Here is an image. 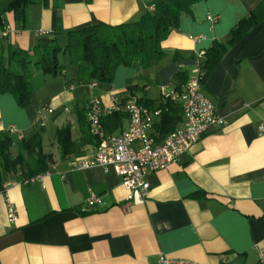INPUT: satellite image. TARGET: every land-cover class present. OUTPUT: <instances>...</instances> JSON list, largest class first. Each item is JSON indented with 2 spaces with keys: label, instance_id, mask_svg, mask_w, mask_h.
I'll return each instance as SVG.
<instances>
[{
  "label": "crops",
  "instance_id": "obj_1",
  "mask_svg": "<svg viewBox=\"0 0 264 264\" xmlns=\"http://www.w3.org/2000/svg\"><path fill=\"white\" fill-rule=\"evenodd\" d=\"M165 1L0 0V28L11 30L0 40V63L40 38H56L63 46L69 30L137 22ZM261 1L196 0L160 43V61L148 68L137 59L120 66L110 84L76 80V66L66 68L61 59L67 56L60 54L61 74H33L27 107L0 93V132L13 126L11 136L18 140L42 129L43 152L51 155L41 180L20 182L18 174L1 173L2 184L10 185L0 192V264H157L161 254L198 264H258L264 251V132L258 128L264 121V19L227 48L202 83L224 124L212 127L177 163L150 172L142 203L128 200L112 169H71L70 161L95 149L84 115L88 98L109 108L111 93H134L158 106L178 84L177 72L195 77L204 53L215 41L225 43ZM128 124L126 116L113 133ZM67 125L77 149L65 155L55 133L44 139V131ZM90 193L101 202L86 206ZM8 202L15 208L13 222L6 218Z\"/></svg>",
  "mask_w": 264,
  "mask_h": 264
},
{
  "label": "trees",
  "instance_id": "obj_2",
  "mask_svg": "<svg viewBox=\"0 0 264 264\" xmlns=\"http://www.w3.org/2000/svg\"><path fill=\"white\" fill-rule=\"evenodd\" d=\"M195 1L168 0L157 3L153 11H147L140 20L133 23L109 25L98 22L69 30L63 46L56 38L44 37L29 50H11L6 63H0V93H11L19 107H27L32 96L30 80L33 74L36 71L51 76L61 74L63 66L59 62L60 54L66 55L69 63L76 66V78L80 82L110 84L118 67L128 66L136 59L140 60L143 68H148L152 61L163 58L160 43L176 28L180 12L188 11ZM20 13L15 11L16 19L20 18ZM262 19L264 0L231 29L230 37L225 43L215 41L211 45L204 53V61L200 65L204 73L202 83L227 48L238 42ZM176 77L178 84L174 91L179 92L187 82V76L185 72H177ZM134 89L129 90L132 92ZM140 101L142 102L141 98ZM142 103L148 107H156L149 102ZM158 106L161 108V115L153 124L151 134L156 142L162 141L182 121V110L177 102L163 97ZM126 116L123 111H111L102 116L101 123L106 132L113 133L120 128L121 121ZM42 131L35 129L27 138L18 140L8 132H0V189L2 171L18 174L20 180L48 171L51 155L43 152ZM55 138L63 154L76 152L77 147L71 140L68 125L57 129ZM13 146L16 148L15 156L10 152Z\"/></svg>",
  "mask_w": 264,
  "mask_h": 264
},
{
  "label": "built area",
  "instance_id": "obj_3",
  "mask_svg": "<svg viewBox=\"0 0 264 264\" xmlns=\"http://www.w3.org/2000/svg\"><path fill=\"white\" fill-rule=\"evenodd\" d=\"M153 6L148 11H153ZM209 20H214L207 16ZM10 28H0V40L10 34ZM17 31V30H16ZM203 71L198 69L195 77L188 79L184 87L178 91H171L164 97L177 102L182 110V121L162 141L156 142L152 137V128L161 115V108L148 107L140 101L137 94L124 97L111 93L112 105L104 108L97 97L91 96L86 102L85 119L89 134L96 139L95 149L87 156L75 157L70 161V168L83 170L90 167H100L105 172L112 169L121 176L123 186L128 190V200L135 204L142 203L149 192L150 184L147 175L167 169L177 163L181 156L198 142L214 126H222L224 119L220 116L212 102L202 91ZM91 87L96 86L91 82ZM123 111L127 114L129 124L125 131L108 133L105 131L101 118L111 111ZM52 112V109H48ZM264 132V121L258 126ZM6 132L13 134L17 130L10 126ZM21 139V136L19 137ZM45 173L20 182L41 180ZM10 182L2 184L0 192H4ZM100 196L90 193L85 201L86 206L100 203ZM8 222L16 219L15 208L11 203L6 206ZM157 264H198L192 260L169 258L164 254L158 256ZM258 264H264V251L259 252Z\"/></svg>",
  "mask_w": 264,
  "mask_h": 264
},
{
  "label": "rangeland",
  "instance_id": "obj_4",
  "mask_svg": "<svg viewBox=\"0 0 264 264\" xmlns=\"http://www.w3.org/2000/svg\"><path fill=\"white\" fill-rule=\"evenodd\" d=\"M61 62H62V64L64 65V66H66V68H70L71 66V64L69 63V60H68V57H66V58H63V59H61ZM76 80H77V78H76ZM44 139H46L47 137H49L50 135H54V133H55V131L54 130H52V128H49V129H47L46 130V132L44 131ZM13 148V147H12ZM11 148V153H15V150L14 149H12Z\"/></svg>",
  "mask_w": 264,
  "mask_h": 264
}]
</instances>
